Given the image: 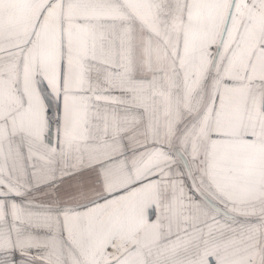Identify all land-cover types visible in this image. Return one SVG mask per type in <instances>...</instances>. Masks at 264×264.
Returning a JSON list of instances; mask_svg holds the SVG:
<instances>
[{"label":"snow or ice","instance_id":"6c2138e0","mask_svg":"<svg viewBox=\"0 0 264 264\" xmlns=\"http://www.w3.org/2000/svg\"><path fill=\"white\" fill-rule=\"evenodd\" d=\"M0 264H264V0H0Z\"/></svg>","mask_w":264,"mask_h":264}]
</instances>
